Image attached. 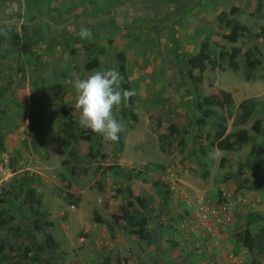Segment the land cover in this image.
Masks as SVG:
<instances>
[{
	"label": "rangeland",
	"instance_id": "rangeland-1",
	"mask_svg": "<svg viewBox=\"0 0 264 264\" xmlns=\"http://www.w3.org/2000/svg\"><path fill=\"white\" fill-rule=\"evenodd\" d=\"M263 28L264 0H0L4 253L27 264H264V185L250 189L247 167L264 140L252 130H264ZM247 53L260 60L250 71ZM105 68L136 92L115 110L118 143L82 129L75 109L73 80ZM246 99L255 107L242 122ZM243 130L252 140L217 147ZM29 189L44 213L36 241L59 245L41 261ZM122 211L136 230L147 221V242L124 221L109 229Z\"/></svg>",
	"mask_w": 264,
	"mask_h": 264
},
{
	"label": "clouds",
	"instance_id": "clouds-1",
	"mask_svg": "<svg viewBox=\"0 0 264 264\" xmlns=\"http://www.w3.org/2000/svg\"><path fill=\"white\" fill-rule=\"evenodd\" d=\"M79 37L91 40L92 30L82 27ZM124 79L118 68H105L93 70L87 77L77 76L73 80L75 109L80 113V127L100 136L106 142H119L124 125L117 119L115 110L136 95L135 90L122 86Z\"/></svg>",
	"mask_w": 264,
	"mask_h": 264
},
{
	"label": "trees",
	"instance_id": "trees-1",
	"mask_svg": "<svg viewBox=\"0 0 264 264\" xmlns=\"http://www.w3.org/2000/svg\"><path fill=\"white\" fill-rule=\"evenodd\" d=\"M237 28H238V25H234L232 28V34L229 38L231 41L235 40V34H236L235 32H236V30H238ZM262 30H263V36H264V28ZM247 61H248L247 68L249 71L252 70L255 66H257L260 62L259 59H252L249 53H247ZM121 73H122V75L125 74L123 71H121ZM226 94H224V96L227 97L229 94L228 93H226ZM254 107H255V103H254L253 99H246V100L242 101V103L239 105V109L242 112L240 115V119L242 120V122H245L250 118V116L252 115ZM205 115H206V117H208L209 116L208 112H205ZM221 119L223 120L224 118H221ZM60 129L64 134H68V130L65 129L64 127H61ZM252 130L255 134H261V135L264 134V130L261 131L259 122H256L252 126ZM250 140H252V138L249 135H247V133L243 130V131L237 132V134L235 136V141H233L231 145H229L228 139H225V140H221V141L217 142V147L219 149L225 150V149L232 148L233 145H235V144L247 143ZM249 161H250V165H248L247 167H248V169H250L252 171V176L254 178V181L252 183L253 185L251 186L250 189L258 190L264 185V140H263V144L261 146H257V145L252 146V149H251L250 155H249ZM258 173L261 176H258ZM28 194L30 196V199L33 200V203L31 202L29 204V211H31L32 213H35L36 212L35 210L37 209V206H38V204H37L38 197L35 196L33 189H29ZM67 196L71 197L72 195L68 193ZM142 203H143V201H142ZM142 203L139 202V204L141 206H142ZM70 204L73 205L72 203H70ZM41 213L36 212L34 214L35 215V221L32 222V227H33L34 233L29 234V238H30L31 243L33 245V252H34L36 261H41V256L46 249H49V250H51V252H53V251L57 250L58 246H59L57 242H55L52 238H49V237L45 239L44 245H41L36 241V235L35 234L43 229V225L41 223V216L42 215H38ZM42 214H44V213H42ZM121 221L125 222L124 228H126V229L129 228L131 230V233L136 234L140 240L147 242L150 239L149 235L146 231L147 221L145 219H142L140 221V225H139L140 227L136 230L132 227V223H131L133 221V217L127 211H122L120 216H116L113 219V222H112L113 225H109L110 226L109 229L114 230V227L118 228V226H120ZM4 249H5L4 246L0 244V264H6V263H8V264H10V263L27 264L28 263V261H22L21 255H18L19 259L16 262H13L12 257L9 256V253H4ZM9 252H11V251H9ZM29 262H31V261H29Z\"/></svg>",
	"mask_w": 264,
	"mask_h": 264
}]
</instances>
